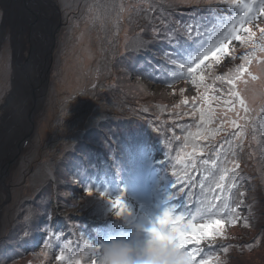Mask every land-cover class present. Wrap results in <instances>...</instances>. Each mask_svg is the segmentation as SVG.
<instances>
[{
	"label": "rangeland",
	"instance_id": "rangeland-1",
	"mask_svg": "<svg viewBox=\"0 0 264 264\" xmlns=\"http://www.w3.org/2000/svg\"><path fill=\"white\" fill-rule=\"evenodd\" d=\"M47 1H42V12L46 19H55L51 21L53 38L45 54L46 73L38 92L35 93V87L31 83L25 85L26 89L31 85L28 91H32L29 97L33 108L28 114L31 124L20 142L19 149L5 166L3 183L0 185V230L2 224L5 223V229L14 219H17L18 223L13 226L19 224L23 213L30 209L31 197L36 195L41 187L50 189V185L40 186L44 180H50L57 192V202L62 207L58 209L59 212L63 211L64 215L70 217L84 216L85 212L81 207L76 212L71 208L67 209L63 199L65 195L60 192L62 186L73 184L72 180L66 176L62 178L58 172L52 180L42 178L41 172H53L64 159H74L79 153L92 157L102 146L107 145L108 139L118 141L122 133H125L123 138L128 139L135 130L138 134V144L150 136L155 140L154 146L163 151L161 158L166 160V172L172 174L173 178H187L194 183L203 182L208 179L203 177L204 170L200 165L209 166L206 169L214 174L209 184H222L219 189L225 195L236 196L237 210L249 208L247 217L253 229L247 231V227L243 228L246 224H239L236 220L233 224L225 220L222 227L217 225L208 231L213 242L209 244L201 240V246H215L217 242L214 241H218L222 246V241L218 238L224 234L230 235L234 241L246 236L245 239L253 242L252 245L234 249L229 256L233 257V260L234 257L244 256L240 258L243 264H264V136L256 134L255 128L249 126L264 108V103L260 106L264 100V36L260 31L264 28V23L256 26V20L251 22V26L255 27L250 28L249 32L256 42V54L252 58H257L245 71L238 85L239 98L243 102L228 99L224 91L218 97H197V101L201 103L200 119L191 114L193 104L184 105L179 99L180 90L172 93L162 87H150L116 66L115 63L119 64L120 58L126 53L123 50L124 42L133 35L127 33L125 24H116L115 15L123 21L129 11L122 0H90L88 4H83L78 14L62 12L59 0ZM78 3L76 0L72 5ZM51 7L54 9L51 10ZM55 7L59 10V16ZM0 9L3 14L1 4ZM104 21L111 22V27H106ZM6 27L10 29V26ZM10 32L5 29L4 41L0 46V123L6 108L5 103L9 98L6 94L10 92L11 96L15 91V61L13 58L11 60L9 54L12 43V40L9 43L8 39ZM24 38L25 42L21 44L20 51L27 58L30 42ZM250 45L251 42L242 44L244 50ZM249 48L254 51V48ZM238 57L239 55L230 57L234 58L230 62H226L227 58L215 67L213 64L210 71L213 79L234 74V66L236 71L239 70L241 67ZM241 62L244 63V60ZM20 77L22 81L26 79L23 72ZM226 83L227 80L219 88L222 89ZM191 87L193 90L188 89V92H195L199 96V89L202 87L200 79L193 80ZM132 94L135 97L126 100L128 109L121 113L111 110V101L105 103L108 108L102 107L98 111L93 106V102L97 101L99 105H103L100 101L101 95L111 97L113 102L119 104L121 98L133 97ZM14 96L17 100L23 97L19 94ZM142 100L144 104H141ZM242 104L245 106H241ZM18 106L19 102L15 103L14 109ZM154 114V120L150 124L146 123ZM252 115L255 117L252 118ZM115 131L118 133L116 137L113 136ZM186 164L189 165L188 169ZM221 175L225 176L223 181L220 180ZM237 179L242 182L239 183ZM170 183L177 191L182 190L183 184ZM243 188H247V191L243 192ZM84 199L74 197L72 202L84 201V211L86 208L91 214L98 209L102 214H108L105 219L119 216L126 223L130 221L123 214L117 215L118 210L114 209L111 203L99 201L93 196ZM232 199L229 198L228 202ZM186 203L191 204L190 199ZM34 210L38 209L34 207ZM225 211L224 217L228 218L231 211L228 207ZM69 228L77 234L81 230L72 223ZM83 243L80 244V251L85 247ZM64 247L68 253L70 246ZM241 251L244 252L243 255L240 254ZM77 252L76 247L75 253ZM90 257L91 255L82 252L73 254L70 258L74 264H92ZM210 258L212 257H205L203 261L213 264V259ZM65 260L64 256L45 249L24 256L11 264H69L70 261ZM94 260L96 261V258Z\"/></svg>",
	"mask_w": 264,
	"mask_h": 264
},
{
	"label": "trees",
	"instance_id": "trees-1",
	"mask_svg": "<svg viewBox=\"0 0 264 264\" xmlns=\"http://www.w3.org/2000/svg\"><path fill=\"white\" fill-rule=\"evenodd\" d=\"M75 1L76 0H59V6H61L62 8V12L64 11L67 13H72V14L77 13L78 14L80 13L79 10L83 6V4H88L90 0H78L79 3L73 6L72 4H74ZM124 1L127 2L128 0H124ZM129 1L131 3L129 6V11L127 15L125 16L123 21H121L118 18L116 20V24H118V26L125 24L127 28V33L133 34V35L127 38V42H124L123 50L126 52V56L121 57L120 63L119 64L115 63L116 66H118L120 69H122L126 73H130V75L134 76L138 80L147 78V75L142 74L143 70L141 69L144 61H141L138 64L134 63L136 60L134 51L136 49L144 48V51H146L145 53L148 54L149 52H152L153 50H155L156 56H154L152 61L157 63L160 57L169 58V60L167 62H164L165 68L163 69L162 74L159 76L160 78L154 81L162 80L167 84H173L174 80L176 79V76H173L172 72L173 71L179 72L180 70L177 65L171 62L173 59L177 58L174 50H179L182 53H188L189 51V49H187L181 43V42H184V40L182 39L184 38V35L181 34V32L183 31L184 28L187 27V21H186L187 16L191 12L190 11L191 9L200 8V7L204 8V6L207 3H211V2H204V0H129ZM91 2H93V0H91ZM195 13H198V12L195 11ZM104 22L106 23V27H111L112 25L111 22L110 23L109 21H104ZM188 29L189 28L187 27L183 31V33H186ZM177 42H178L179 47L176 44ZM154 62L150 63L149 68L151 70L155 69L156 63ZM3 63H5V61ZM6 70L7 68L4 69V71ZM147 70H148V67L146 68V71ZM148 77L152 78L151 75H148ZM104 94H106V92ZM132 96L133 97L121 98L119 100L120 103L118 104L117 102H113V99H111V97H103L101 95L100 101L103 105H99L100 103H98L97 101V102H93V106L95 107L96 111H98V110H101L102 107L104 108L106 107L105 105L106 102L111 101V110L121 113L128 109L129 105L126 104L127 103L126 100L128 99L132 100L135 97V95L132 94ZM151 96L161 97V96H154V95H151ZM140 100H141V97H139V101ZM143 101L144 100L141 101L142 102L141 104H144ZM139 112L142 113L143 110H139ZM67 161H68V158L64 159L63 163H60L56 168H54L53 172L51 170H43V172H41L42 174L41 177L51 179L58 172L59 176L63 178V176H65L64 175L65 167L67 171L70 172V167H69L70 165ZM80 178H82L81 175H80ZM41 185L51 186L50 191H47V190L41 191V195H43V200L45 202L41 206L42 208H45L46 211L50 210L52 212V216L55 218L59 214V210H58L59 205L57 202V192L55 191V189H53L54 187H53V184H51L50 180H44V182L40 184V186ZM60 192L65 194V191L63 190H61ZM71 192L73 193V191ZM63 199H65L64 200L65 204H69L70 202L69 199H72V198L63 196ZM49 204L50 206L47 208ZM35 206L40 207L38 200L36 201ZM66 208L69 209L68 207ZM80 218L81 217L79 216L75 218V220L80 222ZM16 220L17 219L10 221L9 225L11 224L15 225L16 223H18ZM71 220H73V222H75L76 224L79 223L75 221L74 219H71ZM24 223H25V220L21 217L20 223L17 224L16 226L20 224H24ZM54 226L55 225H53V227ZM246 227L248 228L247 231L253 229V227L250 224L244 226L243 228H246ZM37 231L39 232V230ZM50 232L52 234L53 229H51ZM26 233L27 232L25 228L19 227L14 233V236L16 239L14 241L15 243L11 241V237L10 238L5 237L1 241L2 243L0 244V264L8 262L10 259L20 258L24 255V253L30 252L31 250H33V248L31 247L25 246V244L28 241L30 242L33 240L32 237L31 239L29 238H27L26 240L24 239L21 243L19 242L20 239L24 238ZM34 234H37V233L34 232ZM244 238H246V236H244ZM233 239L235 238L233 237ZM237 242H238L237 240L236 241L232 239L228 240L226 242L227 244L226 251H225V247L216 246V245L210 247L209 250H211L212 252L211 254H216L215 250H218L220 252L223 251L221 253L220 258L216 261L218 264H228V263L236 264V261H237V264H243L240 262V258L242 259V257L244 256L240 258L234 257V260H233L232 259L233 257H230L229 254L234 249H237L240 247H249L252 245L253 242L251 241L249 243H246L243 241H239L238 243ZM240 254L243 255L244 252L241 251Z\"/></svg>",
	"mask_w": 264,
	"mask_h": 264
},
{
	"label": "bare ground",
	"instance_id": "bare-ground-1",
	"mask_svg": "<svg viewBox=\"0 0 264 264\" xmlns=\"http://www.w3.org/2000/svg\"><path fill=\"white\" fill-rule=\"evenodd\" d=\"M42 1L46 2L47 0H26L24 2L22 0H0V4L4 11L2 26L5 28L8 25L11 30L12 43L10 45V56L11 60L13 58L15 61L14 69L16 70L14 73L15 91L9 96L5 103L6 108L0 123V185L3 183L5 166L12 160L13 154L19 149L24 134L30 129L31 123L28 114L29 110L33 108V104L29 97L32 91H28V88L32 85L35 87V93L38 92L39 89H41V83H43L46 73L45 54L51 44L53 35L51 21L55 18L53 17L50 20L45 18L42 12ZM47 3L53 6L49 1H47ZM53 9L54 8L51 7V10ZM55 9L56 12H58L56 7ZM40 11L41 14L39 15ZM2 32L3 30L0 26V36ZM24 37L30 42V51L27 58H25L20 51L21 44L25 42ZM19 66H22L23 70H17ZM21 72L26 75V79L23 81L20 77ZM31 80L32 82H30ZM29 83H31V85L26 89L25 85ZM21 84L25 87L23 86V88ZM16 94L20 96L23 95V97L21 96L20 100H17L14 96ZM17 102H19V106L14 109V104ZM36 104L37 101L35 100V105ZM224 109L226 110L225 107ZM150 171L154 172L155 170ZM151 172H146L137 181L145 182L151 177ZM49 206L50 204L47 208ZM56 218L57 217H55V219ZM32 232L37 233H30L32 239H39L40 233L34 229Z\"/></svg>",
	"mask_w": 264,
	"mask_h": 264
},
{
	"label": "snow or ice",
	"instance_id": "snow-or-ice-1",
	"mask_svg": "<svg viewBox=\"0 0 264 264\" xmlns=\"http://www.w3.org/2000/svg\"><path fill=\"white\" fill-rule=\"evenodd\" d=\"M261 35L264 36V28L260 29ZM236 40H240V36L234 37ZM226 39H221L217 41V46L215 47L214 51H209L211 49V45H209L208 48L204 49V52L202 54V58H192L189 57L187 61H185V55L186 53H182L179 50H174L176 59H173L171 62L178 66L180 69L179 72H172L173 76H179L183 77L184 73H195L197 69H199L200 65L204 63L205 60L209 59V55L215 57L217 53L223 54L227 48H228V42H226ZM230 42V41H229ZM241 68L244 67L243 64L240 65ZM203 79V77H201ZM187 103V101H185ZM208 161H205L207 163ZM214 163V162H213ZM225 179L224 175L220 176V180L223 181ZM222 184H217L216 187L220 188L222 187ZM88 194L91 195V191H88ZM104 195V194H103ZM218 199V197H217ZM112 207L114 209H117V215H121L124 213V211L127 209V206L123 202V198L121 196L116 197L114 201H111ZM216 208L215 204L210 205L205 209V212L207 214H211V216H215L216 213L213 212V209ZM172 209L165 208V210L157 216L156 220L152 223L151 228L149 229V232L153 234V238L160 241H165L168 244H171L175 248L179 249L183 253V264H192V262L195 259V253L199 252V249H195L194 251H187L185 250V244H187L189 241L187 240V235L190 233L192 235H196L197 233L200 234V237L203 238V236L207 233V229L210 226L209 223L201 224L199 228H197L196 224L193 223L197 219L196 216H190L188 221L186 223H181V221L184 219L183 214L179 216H173L171 215ZM233 212H235V209H233ZM211 216L209 217L210 223H214L219 226H223L221 219H215L212 220ZM231 223H235V220L232 218H228ZM200 241L197 239L196 243L198 244ZM93 249H99V246H95ZM226 251V249H225ZM94 254V251H93ZM95 255V254H94ZM200 264H206L205 261H201Z\"/></svg>",
	"mask_w": 264,
	"mask_h": 264
},
{
	"label": "clouds",
	"instance_id": "clouds-1",
	"mask_svg": "<svg viewBox=\"0 0 264 264\" xmlns=\"http://www.w3.org/2000/svg\"><path fill=\"white\" fill-rule=\"evenodd\" d=\"M130 215V213H129ZM123 237H113L93 249L97 264H183V253L156 240L142 222L128 221Z\"/></svg>",
	"mask_w": 264,
	"mask_h": 264
},
{
	"label": "water",
	"instance_id": "water-1",
	"mask_svg": "<svg viewBox=\"0 0 264 264\" xmlns=\"http://www.w3.org/2000/svg\"><path fill=\"white\" fill-rule=\"evenodd\" d=\"M1 28H2L3 32H2V35L0 36V44L3 41L4 35H5V28H4V26H2V24H1ZM52 38H53V35H52ZM19 70H23V67L19 66Z\"/></svg>",
	"mask_w": 264,
	"mask_h": 264
}]
</instances>
